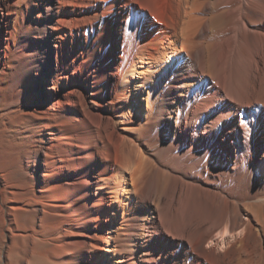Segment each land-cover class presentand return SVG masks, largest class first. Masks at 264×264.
I'll return each mask as SVG.
<instances>
[{
  "label": "bare ground",
  "instance_id": "bare-ground-1",
  "mask_svg": "<svg viewBox=\"0 0 264 264\" xmlns=\"http://www.w3.org/2000/svg\"><path fill=\"white\" fill-rule=\"evenodd\" d=\"M0 264H264V0H0Z\"/></svg>",
  "mask_w": 264,
  "mask_h": 264
},
{
  "label": "rangeland",
  "instance_id": "rangeland-1",
  "mask_svg": "<svg viewBox=\"0 0 264 264\" xmlns=\"http://www.w3.org/2000/svg\"><path fill=\"white\" fill-rule=\"evenodd\" d=\"M239 234H240V232L238 234H235L233 237L239 236ZM222 236L226 237V236H228V234H224ZM229 238H231V237H229ZM220 240H221V236L219 234L214 235V237H212V239H210L209 242L207 243V248L222 250V248H224L227 245V242L224 244H220Z\"/></svg>",
  "mask_w": 264,
  "mask_h": 264
}]
</instances>
